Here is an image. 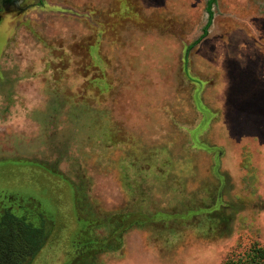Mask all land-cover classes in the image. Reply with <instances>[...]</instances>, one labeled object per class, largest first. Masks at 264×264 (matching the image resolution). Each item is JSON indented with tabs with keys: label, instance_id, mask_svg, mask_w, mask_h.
<instances>
[{
	"label": "rangeland",
	"instance_id": "rangeland-1",
	"mask_svg": "<svg viewBox=\"0 0 264 264\" xmlns=\"http://www.w3.org/2000/svg\"><path fill=\"white\" fill-rule=\"evenodd\" d=\"M23 1L0 30V217L27 206L48 238L20 264L264 247V0H217L204 38L209 0Z\"/></svg>",
	"mask_w": 264,
	"mask_h": 264
},
{
	"label": "trees",
	"instance_id": "trees-1",
	"mask_svg": "<svg viewBox=\"0 0 264 264\" xmlns=\"http://www.w3.org/2000/svg\"><path fill=\"white\" fill-rule=\"evenodd\" d=\"M216 2L209 0L207 12L210 17L202 38L207 35L212 24V7ZM47 238L43 221L34 224L27 215L18 217L12 210H6L0 217V264H20L22 260L32 259ZM223 264H264V247L254 245L243 256L229 259Z\"/></svg>",
	"mask_w": 264,
	"mask_h": 264
},
{
	"label": "flooded vegetation",
	"instance_id": "flooded-vegetation-1",
	"mask_svg": "<svg viewBox=\"0 0 264 264\" xmlns=\"http://www.w3.org/2000/svg\"><path fill=\"white\" fill-rule=\"evenodd\" d=\"M23 2V0H0V30L1 27L7 23V21L18 19L23 13L27 11L28 8L23 4ZM13 207H5V210H12V212L18 217L29 214L31 210L27 206L26 208L24 207V210H21L20 207H15V205Z\"/></svg>",
	"mask_w": 264,
	"mask_h": 264
}]
</instances>
